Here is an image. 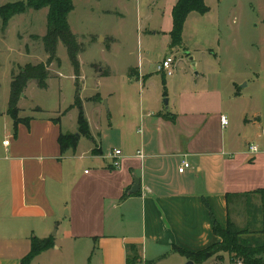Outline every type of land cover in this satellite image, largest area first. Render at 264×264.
Returning a JSON list of instances; mask_svg holds the SVG:
<instances>
[{
  "label": "crops",
  "instance_id": "obj_1",
  "mask_svg": "<svg viewBox=\"0 0 264 264\" xmlns=\"http://www.w3.org/2000/svg\"><path fill=\"white\" fill-rule=\"evenodd\" d=\"M170 23L153 34L167 35L172 19ZM113 43L111 38L105 50ZM217 45L215 59H206L211 69H200L191 57L189 69L195 72L181 71L173 78L157 74L155 66L168 56L174 58L175 69L180 66L184 60L175 56L180 47L171 48L168 42L159 62L149 60L146 50L136 66L126 67L117 89L106 94L103 85L118 79L107 64L86 65L82 50L77 57L79 97L93 144L86 151L80 148L84 137L74 151L62 152L58 143L61 134L78 135V110L69 109L75 91L72 66L71 99L66 101L61 80L52 87L53 77L65 78L53 70L54 60L46 89L27 83L17 105L21 121L14 125L6 114L11 75L26 64L45 63L47 55L38 63H11L8 92L0 104V264H20L34 237H52L54 247L30 264H167L173 256L192 262L172 249L197 253L219 242L213 222L224 229L230 218L239 229L263 228L264 70L249 67V76L238 81L246 80L240 88L237 79L222 80L224 62L231 61L221 42ZM185 55L187 59L190 53ZM251 83L257 92L244 93ZM89 90L93 94L86 97ZM38 92L50 101L37 98ZM88 104L96 120L86 115ZM221 116L228 119L226 128ZM70 121L74 124L67 129ZM250 145L258 152H249ZM113 149L121 151L116 168L110 158ZM183 159L192 167L179 173ZM236 194L250 195L228 204L226 196ZM240 211L245 215L241 227L235 222ZM202 264L241 263H231L221 253Z\"/></svg>",
  "mask_w": 264,
  "mask_h": 264
},
{
  "label": "rangeland",
  "instance_id": "obj_2",
  "mask_svg": "<svg viewBox=\"0 0 264 264\" xmlns=\"http://www.w3.org/2000/svg\"><path fill=\"white\" fill-rule=\"evenodd\" d=\"M7 2L8 0H0V6ZM173 2L174 0H72L73 11L68 15V24L77 42L83 47L81 54L83 62H86V65L107 64L118 79L105 83L101 88L103 94L111 89H117L120 76L123 75L126 67L136 66L137 60L146 56L144 55L146 50L149 51L147 58L152 62L163 59L167 51L165 47L168 42L170 44L169 33L167 35L153 33L171 26L170 9ZM205 4L209 8L207 15L192 14L186 19L182 32V45L175 55L176 59L182 57L184 62L177 66L171 77H176L181 71L193 74L195 71L189 69V66L197 61L200 62L198 66L200 69L206 67L211 69V62L208 63L206 59L209 61L215 59L217 44L221 42L223 45L221 47L227 52L226 57L231 61V65L224 62L221 78L223 80L225 76H229L228 80L237 79V87L240 88L246 80H241L243 82L240 84L238 81L249 76V67H259L264 70V25H261L264 17V0H205ZM46 15L47 9H41L27 10L21 15L14 16L8 22L4 35L0 24V104L8 92L11 63L43 61L45 54L41 37L46 32ZM101 38L105 45L101 43ZM111 38L114 43L111 44L110 50L106 51L105 47ZM186 51L190 53L187 59ZM191 57L194 62L189 59ZM55 60L56 65L53 70L65 78L53 77L52 87L57 86L58 80H61L67 101L71 99L73 87L68 80L70 62L66 49L61 43L57 45ZM86 65L85 70L90 72L89 65L87 68ZM16 72L17 69L14 67L13 73ZM224 88L227 92V88ZM74 89L76 91L75 86ZM134 91L138 102L140 90L137 84ZM256 92L257 88L253 87L252 83L244 90V93ZM37 94V98L43 97L46 101L51 98L43 92ZM84 94L89 97L93 93L89 90ZM105 102L106 100L101 101L104 115L108 109ZM91 108L88 104L86 115L96 120L95 112ZM105 120L102 121L103 124ZM73 124L71 121L68 122L66 128L71 129ZM89 147H93L92 142L81 138V151H86ZM235 218L238 226L244 225L245 215L242 211L237 212ZM180 258L173 256L167 264L189 263L183 262V258Z\"/></svg>",
  "mask_w": 264,
  "mask_h": 264
},
{
  "label": "trees",
  "instance_id": "obj_3",
  "mask_svg": "<svg viewBox=\"0 0 264 264\" xmlns=\"http://www.w3.org/2000/svg\"><path fill=\"white\" fill-rule=\"evenodd\" d=\"M47 9L46 32L41 37L43 50L47 55L45 63L36 65L26 64L19 68L18 73L11 75L8 108L6 114L16 125L21 120L18 118V101L24 93V89L29 81H35L41 90L47 88L48 68L55 60L56 48L61 43L67 52L70 65L73 68L75 77V97L69 109L78 110L77 126L78 135H60L58 143L62 152L70 149L74 151L77 147L79 137L91 139L88 123L83 114L82 101L79 97V63L78 54L83 47L77 42L75 35L71 32L68 24V15L73 11L72 0H8L0 6L1 30L4 31L8 22L17 15L25 13L27 10L40 11ZM209 12L204 0H178L172 8V30L169 33L170 47H181L182 32L185 21L189 14L196 13L203 16ZM264 23V21H263ZM97 100V98H95ZM250 194L227 195V202L233 200H248ZM264 213L263 200L261 204ZM213 232L220 241L201 250L197 253H188L174 247L172 250L180 255L188 257L195 264H202L209 258L227 253L231 263L241 264H264V223L263 228L258 231L239 229L228 219L226 228L222 229L216 222H213ZM54 247L52 237L46 239L32 238L30 241V251L21 260L20 264H30L31 260L41 252Z\"/></svg>",
  "mask_w": 264,
  "mask_h": 264
},
{
  "label": "built area",
  "instance_id": "obj_4",
  "mask_svg": "<svg viewBox=\"0 0 264 264\" xmlns=\"http://www.w3.org/2000/svg\"><path fill=\"white\" fill-rule=\"evenodd\" d=\"M175 70V60L172 56H168L165 59H163L161 62H159L156 66H155V72L157 74H160L162 76L165 77H171L174 73ZM220 124L223 128H226L229 124L228 119L226 116H221L220 117ZM5 146L8 145V142H4L3 143ZM249 152L251 153H257L258 152V148L256 146L250 145L248 147ZM141 157V154H138ZM121 156V151L117 150V149H113L110 152V158L112 159V165L116 168L119 165V159ZM192 167L191 162L189 160L183 159L180 167L178 169L179 173H183L184 171H186L187 169H190Z\"/></svg>",
  "mask_w": 264,
  "mask_h": 264
},
{
  "label": "water",
  "instance_id": "obj_5",
  "mask_svg": "<svg viewBox=\"0 0 264 264\" xmlns=\"http://www.w3.org/2000/svg\"><path fill=\"white\" fill-rule=\"evenodd\" d=\"M22 97H23V96H22ZM164 104L167 105V99L164 100ZM136 185H138V184H136ZM137 188H138V187H137ZM188 264H193V262H189Z\"/></svg>",
  "mask_w": 264,
  "mask_h": 264
}]
</instances>
